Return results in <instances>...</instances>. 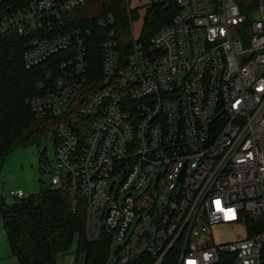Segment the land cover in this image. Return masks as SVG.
Listing matches in <instances>:
<instances>
[{
  "label": "built area",
  "instance_id": "obj_1",
  "mask_svg": "<svg viewBox=\"0 0 264 264\" xmlns=\"http://www.w3.org/2000/svg\"><path fill=\"white\" fill-rule=\"evenodd\" d=\"M91 1L0 0L25 68L58 57L26 99L59 117L50 186L83 200L86 239L105 234L117 264L175 245L176 264H263L264 0H174L126 50L108 12L96 54L89 27L49 33Z\"/></svg>",
  "mask_w": 264,
  "mask_h": 264
},
{
  "label": "trees",
  "instance_id": "obj_2",
  "mask_svg": "<svg viewBox=\"0 0 264 264\" xmlns=\"http://www.w3.org/2000/svg\"><path fill=\"white\" fill-rule=\"evenodd\" d=\"M164 4H166L165 7ZM176 10L174 0L153 2L146 10L140 34L148 44L150 36L160 26L168 23ZM110 12L114 19L115 37L123 50L128 49L132 33L134 12L128 0H93L76 12L64 17L65 25L53 28L58 33L73 26L91 29L89 46L93 51L102 39V30L96 20ZM23 38L13 31L0 35V169L6 155L17 146L35 144L54 132L59 117L38 119L26 103L27 97L36 92V84L44 72L58 57L38 66L25 68L22 62ZM98 70V63H97ZM63 188L47 186L38 193L17 198L6 204L0 198V218L12 256L18 264H54L55 256L65 254L74 246L73 264H108L110 240L104 234L96 241H89L84 234V202L78 200L75 207ZM252 219L247 215L248 235L257 231L250 227ZM180 248H170L161 264H176ZM264 264V247L262 251ZM151 256L140 254L126 264H151ZM117 264V263H114Z\"/></svg>",
  "mask_w": 264,
  "mask_h": 264
},
{
  "label": "rangeland",
  "instance_id": "obj_3",
  "mask_svg": "<svg viewBox=\"0 0 264 264\" xmlns=\"http://www.w3.org/2000/svg\"><path fill=\"white\" fill-rule=\"evenodd\" d=\"M149 1L160 2L162 0ZM128 5L129 8H133L139 4L135 0H128ZM165 6L166 4L163 7ZM138 17L139 15L135 19H138ZM54 143L51 134H49L40 138L35 144L17 146L6 155L0 169V198L6 204H11L15 199L7 194L11 189H21L25 196H29L51 185ZM114 179L117 180L118 177ZM1 226L0 219V264H18L12 254H9L7 241ZM204 236L209 237L210 234L205 233ZM223 237L231 239L235 237V233L226 230ZM73 250L74 246L69 252L56 255L54 264H73ZM115 251V244L111 243L109 245L108 264L116 262Z\"/></svg>",
  "mask_w": 264,
  "mask_h": 264
},
{
  "label": "crops",
  "instance_id": "obj_4",
  "mask_svg": "<svg viewBox=\"0 0 264 264\" xmlns=\"http://www.w3.org/2000/svg\"><path fill=\"white\" fill-rule=\"evenodd\" d=\"M135 1L139 5H137V6L135 5V7L130 8L131 10H133V12L135 14V17H134V19L131 22V33H132V36H138V35L141 34V30H142V26H143V18H144L145 12H146L147 8L153 2H156V1H151V2L149 1L148 2V0H145V1H143V0H135ZM138 15H139L138 19H135ZM1 228H2V230L4 232V229H3L2 226H1ZM4 235H5V232H4ZM5 238H6V235H5ZM6 241H7V238H6ZM7 245H8V249H9V254L11 255V251H10V248H9L8 241H7Z\"/></svg>",
  "mask_w": 264,
  "mask_h": 264
}]
</instances>
